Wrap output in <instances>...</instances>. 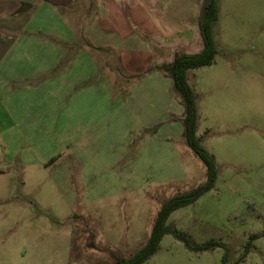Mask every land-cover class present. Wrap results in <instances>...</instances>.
Masks as SVG:
<instances>
[{"label": "rangeland", "instance_id": "374dc122", "mask_svg": "<svg viewBox=\"0 0 264 264\" xmlns=\"http://www.w3.org/2000/svg\"><path fill=\"white\" fill-rule=\"evenodd\" d=\"M18 1L25 11L11 13L32 19L0 47V264H116L147 242L167 199L207 179L169 75L160 70L164 96L157 77L132 93L135 75L176 49L198 53L202 37L198 27L186 37L196 48L153 40L159 58L147 63L124 28L123 52L91 44L97 0ZM218 5L214 62L188 71L197 136L218 175L166 221L194 247L217 245L189 248L168 232L142 264H264V0ZM124 60L145 69L131 73Z\"/></svg>", "mask_w": 264, "mask_h": 264}, {"label": "crops", "instance_id": "0c3cea01", "mask_svg": "<svg viewBox=\"0 0 264 264\" xmlns=\"http://www.w3.org/2000/svg\"><path fill=\"white\" fill-rule=\"evenodd\" d=\"M97 1V13L94 16L92 27H90L91 29H95L96 31H94L93 35H88L87 29L85 30V34L89 38V41H91V44L95 45L96 48L110 47L111 49H114L119 53L123 52V50H127L125 44H122L119 37L116 36L117 34H125L120 33L119 28H124V32L130 34L129 37L132 38L131 48L134 47L133 38H135V40L141 44V46L137 45L135 48H133V50H137V48H140L145 54L149 55L150 57L147 63L151 61L155 62V60L157 61V59L159 58V54H157L158 47L151 46V43H154L153 40H157L159 42V48L162 49L161 47H163L164 49L165 47L176 45L174 43H178L182 39V37H184L185 42L188 46L196 48L197 38L194 40L195 45L191 46L189 45V40L186 37L188 36L190 31L193 32L194 29H197V27V30L200 33L199 25L197 23V17L201 0ZM19 5L20 3L18 0H0V19H2L0 47L4 46L5 40L6 38H8V36L14 33L17 34L16 31L18 29H21L22 27L25 28V26L29 24L30 20L32 19V10L20 15H13L11 13L13 10L16 11ZM132 25L139 27V30H135ZM107 34H109L110 36L109 40H107L106 38L101 40L99 38L101 36H107ZM112 36H115L117 39H111ZM126 45L129 46V44ZM173 59L171 60V62L173 61ZM124 64L125 66L126 64H128V68L131 73L140 72L145 69V67H141V69L138 70L135 67L136 63L133 60H124ZM156 77L161 84L160 89L162 92L160 91V94L161 96H164L165 94H167V89L165 88L167 80L165 82L166 77L159 70H154L152 71V73H149L148 76L139 79V82H137V84L133 88L132 93L134 94L135 91H137L138 87L140 85H143L144 82L157 81L156 79H154ZM148 84H150V82H148ZM168 84L169 86H173L172 79L168 80ZM160 89L158 88L157 90ZM153 92H156L155 89ZM154 99L163 102V97H155ZM156 108L157 105H155L154 111L159 110ZM171 108H173V106ZM182 109L183 106H180L179 110ZM175 124L176 123L173 122V125ZM178 124L181 125V123L179 122Z\"/></svg>", "mask_w": 264, "mask_h": 264}, {"label": "trees", "instance_id": "16d2710c", "mask_svg": "<svg viewBox=\"0 0 264 264\" xmlns=\"http://www.w3.org/2000/svg\"><path fill=\"white\" fill-rule=\"evenodd\" d=\"M218 7V0L201 1L197 17V23L203 41V48L200 52L190 54L182 50H177L171 63L150 67L143 73L134 76L140 79L147 72L149 73V71L162 70L171 77L174 91L180 96L184 106V117L181 120L184 127L183 136L188 146L205 164L207 179L190 191L174 195L167 199L157 213L147 242L127 258L116 256V264H142L157 251L161 239L168 232L183 240L189 248L202 250L217 245L214 241H209L204 245L194 247L190 244L186 233L166 225V221L173 211L197 201L203 194L211 190L215 186L218 175V169L213 155L201 145L200 139L197 136L199 111L196 93L188 81V71L190 69L208 66L214 62L217 50L213 36V26L218 19ZM25 9L26 7L20 6L16 10V13L23 12Z\"/></svg>", "mask_w": 264, "mask_h": 264}, {"label": "water", "instance_id": "95a60500", "mask_svg": "<svg viewBox=\"0 0 264 264\" xmlns=\"http://www.w3.org/2000/svg\"><path fill=\"white\" fill-rule=\"evenodd\" d=\"M47 1L53 5H63V4H69L73 0H47Z\"/></svg>", "mask_w": 264, "mask_h": 264}]
</instances>
